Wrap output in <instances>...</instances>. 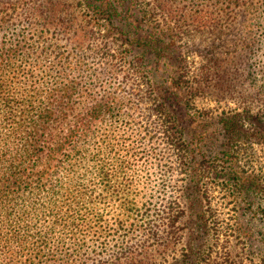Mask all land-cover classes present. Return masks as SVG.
<instances>
[{"label":"trees","instance_id":"trees-1","mask_svg":"<svg viewBox=\"0 0 264 264\" xmlns=\"http://www.w3.org/2000/svg\"><path fill=\"white\" fill-rule=\"evenodd\" d=\"M221 1L195 4L210 13L205 29L257 0ZM188 9L0 0V264H264V180L242 171L246 147L264 144V108L215 122L195 112L201 96L245 92L247 55L189 67L178 45L202 28ZM123 117L135 141L79 144L91 121ZM141 150L161 157V204L139 207ZM216 192L238 200L235 217L215 208Z\"/></svg>","mask_w":264,"mask_h":264},{"label":"rangeland","instance_id":"rangeland-1","mask_svg":"<svg viewBox=\"0 0 264 264\" xmlns=\"http://www.w3.org/2000/svg\"><path fill=\"white\" fill-rule=\"evenodd\" d=\"M174 2L181 4V6L189 7L188 14H195L200 18L198 26L202 30L193 33L191 38H185L184 41H181L184 45H178L189 56L188 60L191 63L189 67L199 68L200 65H204V63L210 60L215 62L218 58L223 57V54L234 56L236 55L235 51H239L242 48L247 55L246 62L244 63L246 74L242 76L243 79L241 80L245 92L235 101L225 99L220 102L217 101L216 96L206 94L201 96L200 100L196 103L194 107L195 112L209 111L210 118H214L223 113H231L236 109L243 110L246 106H252L254 109H252L253 113L246 114L249 116L250 114H256L257 107L261 106L264 108V0L254 1L249 9L246 7L242 9L238 8L237 11L230 13L228 27L222 30L219 29L218 31L205 29L211 27L209 23L210 13L200 12L201 6L195 7V4H207L208 0H174ZM221 2H225V0ZM249 4L252 3L249 2ZM246 38H248V41L244 43L247 40ZM101 75L103 76L102 73ZM244 78H248V81H245ZM261 112L264 113V110ZM128 115L126 116L129 117ZM127 117L110 118L107 120L95 119L91 121L80 132L81 141L79 144H82L89 152H94L98 144L103 145L105 141L118 140L120 136L135 141V135L138 133L134 132L135 127L131 126L132 119ZM259 120H261L260 124L264 125V118H260ZM212 121L215 122V118ZM148 148L146 147L147 150ZM246 148L248 155L252 157L250 160L247 159L242 171H245L244 174L260 175L264 180V144H251ZM136 153H139V150ZM153 154V157L145 160V157H142L145 153L141 150V154L135 160L137 166L135 171L137 178L136 198L139 207L151 202L158 204L163 202L161 190L163 188L164 172L157 166L161 157L156 156L155 153ZM228 194L230 195V193ZM214 197L213 204L219 212H222L227 219L229 216L235 217L233 215V205H235L234 201H238L237 199L218 192L214 194ZM263 202L264 199H260L258 204H262ZM247 255L238 256L237 264H240L241 261L246 263Z\"/></svg>","mask_w":264,"mask_h":264}]
</instances>
